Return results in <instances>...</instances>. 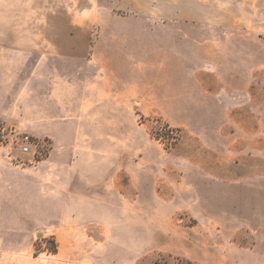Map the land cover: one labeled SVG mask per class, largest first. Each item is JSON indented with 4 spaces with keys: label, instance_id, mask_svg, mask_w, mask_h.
<instances>
[{
    "label": "rangeland",
    "instance_id": "obj_1",
    "mask_svg": "<svg viewBox=\"0 0 264 264\" xmlns=\"http://www.w3.org/2000/svg\"><path fill=\"white\" fill-rule=\"evenodd\" d=\"M109 1L0 0L15 95L21 59L51 52L58 27L86 28L93 17L103 26ZM140 1L144 15L115 22L116 46L97 54L104 113L82 93L92 68L73 77L80 95L56 119L81 127L70 143L0 122V264H251L244 245L215 235L210 189L238 181L223 172L264 169L254 156L264 139V0H207L200 18L186 15L188 0ZM62 168L78 171L72 196L59 183ZM103 170L104 193L95 187Z\"/></svg>",
    "mask_w": 264,
    "mask_h": 264
},
{
    "label": "crops",
    "instance_id": "obj_2",
    "mask_svg": "<svg viewBox=\"0 0 264 264\" xmlns=\"http://www.w3.org/2000/svg\"><path fill=\"white\" fill-rule=\"evenodd\" d=\"M150 1L153 3L159 0ZM188 1L190 6L186 12L187 16L199 18L201 15L206 16V12L201 14V6L205 8L207 0ZM115 2L116 4L109 1L108 5L106 4V18H103V26L100 27V20L93 17L86 28L70 26L69 30L63 31V28L58 27L59 36L51 47V52H39L40 55L33 58L30 57L31 52H28V56L23 57L18 63L25 74L24 78L18 81V87L20 86L23 90L19 96L15 95L14 91L16 88L14 42L0 41V122L5 128L26 129L36 137L47 138L52 144L65 141L70 143L73 137L68 136L73 130L81 129V127L75 123H63L56 119L64 118L63 106L70 103V97L74 94L80 95L75 88L76 84H73L74 88L71 86L73 77H77L79 66L84 64L92 68V71L89 70L91 77L89 85L82 93L86 97L93 98L90 105L92 112L106 111V92L101 93L97 87L100 83L96 82V78L100 76V73L97 71L99 68L95 67L102 66L105 58L97 54L101 49L112 50L116 46L112 36L108 35L112 33L115 22L130 23L144 15L141 11L143 2L140 0H115ZM115 8L134 9V11L127 16H113ZM173 15V13L170 14L172 17ZM189 27L199 32L207 29L206 24L200 23L191 24ZM100 30H102L103 39H100ZM136 33L134 30V34ZM63 71H67L65 78ZM66 78L67 81L70 80L69 88L63 86ZM250 80L254 81L255 78L251 76ZM102 81V86H105V80ZM255 92V89L250 88L246 93L251 96ZM95 97L97 100L94 99ZM16 104L17 110H15ZM48 108L50 111L47 110ZM16 117L23 122L16 121ZM248 125L255 127V120L250 119ZM236 127L239 125L237 124ZM57 133L60 137H57ZM254 156H261L264 160V139L262 143L260 142V147L256 149ZM59 171L64 175V178L59 181L62 190L72 196L76 193L75 189L79 183L78 171L68 168H62ZM223 173L226 177L236 176L238 181L223 182L210 189V197L215 205V235H221L225 240L237 241L244 245L247 249L243 256L250 260L251 264H264V169L249 168L245 171L234 170ZM95 176V187H102L104 193L105 171L103 170L101 175L99 171H96Z\"/></svg>",
    "mask_w": 264,
    "mask_h": 264
},
{
    "label": "built area",
    "instance_id": "obj_3",
    "mask_svg": "<svg viewBox=\"0 0 264 264\" xmlns=\"http://www.w3.org/2000/svg\"><path fill=\"white\" fill-rule=\"evenodd\" d=\"M22 141L24 142L25 145H27V144L30 143L29 138H28L27 136H25V137L22 139ZM22 151H23L24 153H25V152H28V147L24 146V147L22 148Z\"/></svg>",
    "mask_w": 264,
    "mask_h": 264
},
{
    "label": "trees",
    "instance_id": "obj_4",
    "mask_svg": "<svg viewBox=\"0 0 264 264\" xmlns=\"http://www.w3.org/2000/svg\"><path fill=\"white\" fill-rule=\"evenodd\" d=\"M157 136H158V137H160V135H159V134H157Z\"/></svg>",
    "mask_w": 264,
    "mask_h": 264
}]
</instances>
